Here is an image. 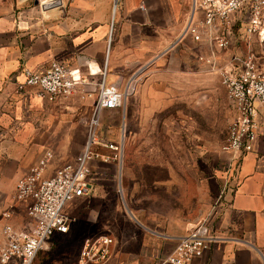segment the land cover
Listing matches in <instances>:
<instances>
[{"label":"crops","instance_id":"0c3cea01","mask_svg":"<svg viewBox=\"0 0 264 264\" xmlns=\"http://www.w3.org/2000/svg\"><path fill=\"white\" fill-rule=\"evenodd\" d=\"M192 9V0H0V245L6 242L5 224L15 230L33 224L27 202L14 199L18 179L47 151L52 157L44 176L74 164L81 154L104 66L106 81L122 77L123 85L164 53L184 64L179 74L199 72L189 60H204L210 49L205 37L195 41L184 34ZM53 61L88 76V93L77 89L67 98L48 101L16 91L24 68L39 73ZM166 71L172 69L155 67L147 73ZM153 85L162 90L166 83ZM133 96L128 97L130 106L135 105ZM118 111H102L99 124L114 127L108 121ZM119 138L115 130L98 132L96 156L90 160L91 189L65 204L69 229L49 238L38 264H78L84 239L102 234L113 242L101 264H158L175 239L199 220L218 238L205 254L207 261L264 264L262 128L254 150L234 160L220 150L221 170L207 184L177 178L167 163L138 161L131 137L122 163L120 153L107 146L119 145ZM206 185L212 195L206 196Z\"/></svg>","mask_w":264,"mask_h":264},{"label":"built area","instance_id":"2783aa9c","mask_svg":"<svg viewBox=\"0 0 264 264\" xmlns=\"http://www.w3.org/2000/svg\"><path fill=\"white\" fill-rule=\"evenodd\" d=\"M193 9L184 34L195 41L205 37L212 57L218 51L233 46L236 26L245 23L248 32L264 34V0H192ZM234 62L219 67L220 82L233 108L221 151L234 158L254 150L264 114V71L260 70L252 55L235 54ZM137 76L123 85V78L106 81V67L100 71L95 100L87 121L84 148L74 164H66L53 175L44 176L52 154L47 151L29 172L18 179L14 199L27 202L28 215L33 219L29 230H15L10 224L3 226L6 242L0 245V264H33L41 250L48 248L49 238L65 233L70 220L63 213L65 204L85 195L91 189L90 160L96 156L93 146L97 142L100 114L104 110L122 107L133 94ZM88 76L61 62H51L42 72L23 69V80L16 82L20 94L32 93L48 101L67 98L79 89L88 93ZM118 150L119 145L107 144ZM218 238L211 233L205 220H199L186 234L175 239L173 248L158 264H213L205 258L207 250ZM112 237L102 234L87 237L79 250L78 264H101L111 251ZM220 264H230L227 261Z\"/></svg>","mask_w":264,"mask_h":264},{"label":"rangeland","instance_id":"374dc122","mask_svg":"<svg viewBox=\"0 0 264 264\" xmlns=\"http://www.w3.org/2000/svg\"><path fill=\"white\" fill-rule=\"evenodd\" d=\"M235 31L232 47L216 52L213 57L210 51L204 60H189L190 67H199L197 73L179 74L184 64L164 53L137 76L134 96L130 95L135 105L130 106V97L127 98L118 113L109 117L108 122L113 121L114 127L98 126L100 133L115 130L121 136L116 151L122 163L127 138L131 137L130 145L136 149L138 161L167 163L177 178L188 179L191 185L196 179L207 184L219 173L221 145L233 114L217 69L229 66L234 62L233 56L240 54L252 55L258 68L264 71V34L248 32L245 23H239ZM155 67H170L172 71L149 76L147 72ZM154 82L166 85L162 90L155 89ZM262 117L260 129L264 130V114ZM210 191L206 185V196L212 195ZM177 196L178 188L174 186V206L179 202ZM38 256L33 264H38Z\"/></svg>","mask_w":264,"mask_h":264},{"label":"bare ground","instance_id":"6f19581e","mask_svg":"<svg viewBox=\"0 0 264 264\" xmlns=\"http://www.w3.org/2000/svg\"><path fill=\"white\" fill-rule=\"evenodd\" d=\"M132 93H134V88H133V91H132Z\"/></svg>","mask_w":264,"mask_h":264}]
</instances>
